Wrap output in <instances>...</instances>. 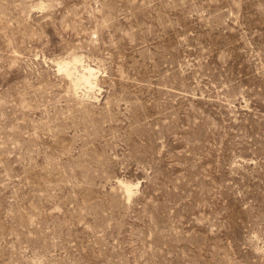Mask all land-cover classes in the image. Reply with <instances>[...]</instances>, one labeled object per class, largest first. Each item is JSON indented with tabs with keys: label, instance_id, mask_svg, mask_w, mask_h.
<instances>
[{
	"label": "rangeland",
	"instance_id": "obj_1",
	"mask_svg": "<svg viewBox=\"0 0 264 264\" xmlns=\"http://www.w3.org/2000/svg\"><path fill=\"white\" fill-rule=\"evenodd\" d=\"M0 264H264V0H0Z\"/></svg>",
	"mask_w": 264,
	"mask_h": 264
},
{
	"label": "bare ground",
	"instance_id": "obj_2",
	"mask_svg": "<svg viewBox=\"0 0 264 264\" xmlns=\"http://www.w3.org/2000/svg\"><path fill=\"white\" fill-rule=\"evenodd\" d=\"M79 60L77 58H73V60H62L57 62V69L59 71H63L64 74L69 78V81L74 89L83 85L88 88H93L96 86V75L97 69L90 64H82L81 69L77 68V62ZM126 192L130 194L131 189L129 186H124Z\"/></svg>",
	"mask_w": 264,
	"mask_h": 264
}]
</instances>
